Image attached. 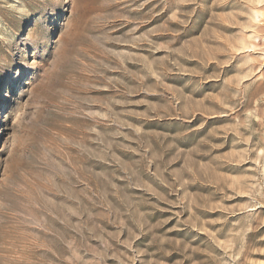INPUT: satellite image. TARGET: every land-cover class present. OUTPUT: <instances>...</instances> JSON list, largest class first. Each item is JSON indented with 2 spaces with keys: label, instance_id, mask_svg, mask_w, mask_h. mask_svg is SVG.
<instances>
[{
  "label": "rangeland",
  "instance_id": "1",
  "mask_svg": "<svg viewBox=\"0 0 264 264\" xmlns=\"http://www.w3.org/2000/svg\"><path fill=\"white\" fill-rule=\"evenodd\" d=\"M0 264H264V0H0Z\"/></svg>",
  "mask_w": 264,
  "mask_h": 264
}]
</instances>
